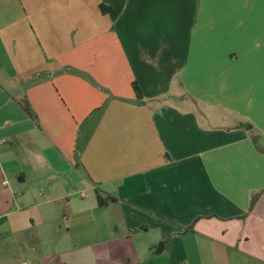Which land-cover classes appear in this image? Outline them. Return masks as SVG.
Wrapping results in <instances>:
<instances>
[{
	"label": "crops",
	"instance_id": "crops-1",
	"mask_svg": "<svg viewBox=\"0 0 264 264\" xmlns=\"http://www.w3.org/2000/svg\"><path fill=\"white\" fill-rule=\"evenodd\" d=\"M24 262L264 264V0H0V264Z\"/></svg>",
	"mask_w": 264,
	"mask_h": 264
},
{
	"label": "trees",
	"instance_id": "trees-1",
	"mask_svg": "<svg viewBox=\"0 0 264 264\" xmlns=\"http://www.w3.org/2000/svg\"><path fill=\"white\" fill-rule=\"evenodd\" d=\"M101 8L103 9V11H105L104 10V6H101ZM134 88H135V92L137 93V96L140 97V92H139V89H138L137 85H134ZM24 109L29 114V116L34 117L32 111L30 110V108L24 107ZM254 143H255V146L257 147V149L260 150L256 140L254 141ZM95 193H96L98 204L101 207H104V206L108 205V203H110V202L116 201L115 198H113L111 196H107L106 194H104L100 190H96ZM258 196H259V194L253 197L252 202H251V207L254 205L256 199L258 198Z\"/></svg>",
	"mask_w": 264,
	"mask_h": 264
},
{
	"label": "rangeland",
	"instance_id": "rangeland-1",
	"mask_svg": "<svg viewBox=\"0 0 264 264\" xmlns=\"http://www.w3.org/2000/svg\"><path fill=\"white\" fill-rule=\"evenodd\" d=\"M173 30L176 32V29L175 28H173ZM174 31H170L169 29H166V30H164V33L167 34L166 36H168L170 38L171 35L174 34ZM171 81L173 83L172 82L170 83V89H169L170 92H172L173 90H175V92L177 91L176 92L177 95L183 96L184 93L178 87L179 86L178 84L180 83V76L175 74V76H172ZM211 120L214 121V123H217V124H219V121H222L223 123H226L227 125H229L230 122L233 120V118L232 117H230V118L229 117H227V118L222 117L221 118V117H218V116H213Z\"/></svg>",
	"mask_w": 264,
	"mask_h": 264
},
{
	"label": "built area",
	"instance_id": "built-area-1",
	"mask_svg": "<svg viewBox=\"0 0 264 264\" xmlns=\"http://www.w3.org/2000/svg\"><path fill=\"white\" fill-rule=\"evenodd\" d=\"M22 264H28V262H24V263H22Z\"/></svg>",
	"mask_w": 264,
	"mask_h": 264
}]
</instances>
